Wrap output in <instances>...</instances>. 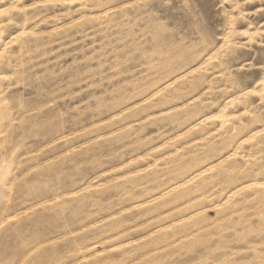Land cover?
<instances>
[{
  "label": "rangeland",
  "instance_id": "rangeland-1",
  "mask_svg": "<svg viewBox=\"0 0 264 264\" xmlns=\"http://www.w3.org/2000/svg\"><path fill=\"white\" fill-rule=\"evenodd\" d=\"M0 52V264H264V0H0Z\"/></svg>",
  "mask_w": 264,
  "mask_h": 264
},
{
  "label": "bare ground",
  "instance_id": "bare-ground-1",
  "mask_svg": "<svg viewBox=\"0 0 264 264\" xmlns=\"http://www.w3.org/2000/svg\"><path fill=\"white\" fill-rule=\"evenodd\" d=\"M6 43V42H5ZM3 48V47H2ZM4 49V48H3ZM3 51V50H2ZM1 53V52H0Z\"/></svg>",
  "mask_w": 264,
  "mask_h": 264
}]
</instances>
